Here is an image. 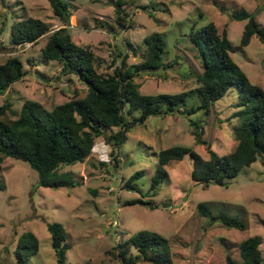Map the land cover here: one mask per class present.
<instances>
[{
	"label": "rangeland",
	"instance_id": "1",
	"mask_svg": "<svg viewBox=\"0 0 264 264\" xmlns=\"http://www.w3.org/2000/svg\"><path fill=\"white\" fill-rule=\"evenodd\" d=\"M113 1L72 0L65 25L74 42L91 45L102 61L101 71H112L113 57L115 63L123 55L128 64L138 62L144 36L157 30L165 42V61L172 66L137 73L134 78L140 84L139 90H189L197 84L195 74L201 70V58L189 41L188 32L193 25L213 21L219 31L227 29L234 47L233 59L250 81L264 87V44L253 34L247 44L241 45L245 19L229 17L236 9L252 10L258 6L257 19L264 27V0H121L127 12L123 20L117 19ZM26 16L44 20L48 30L35 41L12 43L10 22ZM101 20L110 26H102ZM62 25L48 0L0 2V61L17 55L25 69L20 79L0 92V103L8 98L17 111L22 101L30 98L50 109L75 93H85V84L75 75L63 73L58 60H42L41 47L47 35ZM195 93H189L188 105L197 102L193 98ZM235 95L236 87H229L208 112L152 115L144 124L132 128L113 153L112 146L97 135L92 151L83 160L59 167L61 171H70L74 185H38L33 167L24 160L5 156L0 167V264H17L15 243L26 229L39 239L38 250L27 264H57L46 226L52 220L65 227L68 264H123L115 245L141 228L155 230L169 239L172 264H225L226 251L239 260V241L253 234L260 235L259 247L264 254V225L260 222L264 219V152L242 166L226 184L194 182L190 176L191 160L185 154L164 163L168 176L154 194L147 190L158 164L156 150L178 143L208 155L206 144L196 142L190 132L191 122L202 124V135L210 148L218 153L231 150L235 140L227 117ZM137 170H142L133 178L138 189L124 186V180ZM137 196L151 201L153 207L126 203ZM202 200L208 201L211 212L223 209L240 216L246 227H228L201 215L197 203ZM129 251L136 253L133 246ZM131 264L153 263L139 259ZM258 264H264V260Z\"/></svg>",
	"mask_w": 264,
	"mask_h": 264
},
{
	"label": "trees",
	"instance_id": "2",
	"mask_svg": "<svg viewBox=\"0 0 264 264\" xmlns=\"http://www.w3.org/2000/svg\"><path fill=\"white\" fill-rule=\"evenodd\" d=\"M5 1L0 0L3 4ZM48 1L63 25L47 35L41 47L42 60H58L62 72L75 75L85 84L86 91L83 95L75 93L50 109L30 98L24 99L17 111L12 109V102L8 98L0 103V167L3 158L11 156L26 161L37 171L38 185H74L70 171H61L59 167L83 160L92 151L97 135L104 137L112 146L113 153L127 139L128 132L136 125L144 124L150 116L198 110L208 112L231 86L236 87V95L231 103L233 109L227 117L235 140L231 150L218 153L210 148L202 135V124L191 122L190 132L196 142L206 144L208 155L203 156L191 146L178 143L156 150L158 164L147 190L154 194L168 176L164 163L185 154L191 160L190 176L194 182L226 184L242 166L250 164L257 154L264 152V87L250 81L233 59L231 52L234 47L225 27L219 31L213 21L191 26L188 39L201 58V70L195 74L197 84L194 87L174 92L144 93L139 90L140 84L134 78L137 73L165 70L172 66L171 62L165 61V42L160 31L155 30L144 36L138 62L128 64L123 55L115 63L116 57H113L112 64L115 65L112 71L104 72L99 69L102 61L91 45L74 42L66 29L72 0ZM113 4L117 19L123 20L127 12L122 1L114 0ZM259 10L257 6L252 10L240 8L229 13L231 19H245L241 45L247 44L253 34L264 44V27L257 19ZM149 14L153 15L150 11ZM105 24L110 26L101 20V25ZM48 28V23L38 17L17 18L10 22L9 38L16 44L35 41ZM127 43L136 52L131 41L127 40ZM24 73L23 61L19 56L10 55L0 61V92H4ZM192 90L196 91L193 98L197 102L188 105L187 97ZM9 113L14 116H9ZM141 173L142 170H137L131 174L124 180V186L138 189L133 184V178ZM135 202L153 207L151 201L141 196L126 201ZM197 210L201 215L209 216L210 220H218L228 227H246V222L238 215L223 209L211 212L208 201H199ZM260 222L264 225L263 218ZM46 226L57 264H68L66 249L69 244L65 240L64 225L52 220L47 221ZM260 243V235L246 236L238 243L240 259L226 251L225 264H258L264 259ZM38 246L37 235L32 230H24L15 243L16 263L27 264ZM130 246L136 249L135 254L129 251ZM115 249L123 264H131L139 259L153 264H172L169 239L155 230L138 229L119 240Z\"/></svg>",
	"mask_w": 264,
	"mask_h": 264
},
{
	"label": "water",
	"instance_id": "3",
	"mask_svg": "<svg viewBox=\"0 0 264 264\" xmlns=\"http://www.w3.org/2000/svg\"><path fill=\"white\" fill-rule=\"evenodd\" d=\"M264 260V259H263ZM261 261H259V263H260Z\"/></svg>",
	"mask_w": 264,
	"mask_h": 264
},
{
	"label": "built area",
	"instance_id": "4",
	"mask_svg": "<svg viewBox=\"0 0 264 264\" xmlns=\"http://www.w3.org/2000/svg\"><path fill=\"white\" fill-rule=\"evenodd\" d=\"M28 42V41H27Z\"/></svg>",
	"mask_w": 264,
	"mask_h": 264
}]
</instances>
